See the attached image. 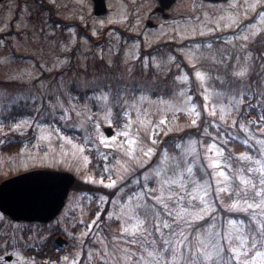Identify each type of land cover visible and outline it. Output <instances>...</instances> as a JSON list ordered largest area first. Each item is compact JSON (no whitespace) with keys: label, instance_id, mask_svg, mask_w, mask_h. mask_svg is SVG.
Here are the masks:
<instances>
[{"label":"rangeland","instance_id":"rangeland-1","mask_svg":"<svg viewBox=\"0 0 264 264\" xmlns=\"http://www.w3.org/2000/svg\"><path fill=\"white\" fill-rule=\"evenodd\" d=\"M107 3L108 13L96 16L92 0L0 1V120L8 124L10 121L4 117L11 115L17 120L34 121L25 126L23 132H9L5 128L7 135L0 133V181L32 168L51 167L68 170L82 182L92 183L84 180V176L96 179L103 176L107 182L104 164L114 165L117 160L124 161L127 157L119 148L105 147L100 139H125L122 133L126 130L128 117L123 115V111H129L132 117V134L139 131L140 140L153 146L149 139L151 127L137 121L136 109L139 108L141 119L158 123L161 116L166 115L169 121L168 125L156 129L157 151L145 168L151 169L161 163V149H168L169 155L179 160L188 141H196L198 163H193L192 156L186 157L187 163H193L196 180L210 179L217 220L226 226L230 217L244 220L247 225L250 213H230L220 201L223 200L224 204L235 199L259 202L251 189L247 194L241 193L240 197L235 190L241 187L238 179L240 169L252 178L257 187L260 186L261 174L247 172L248 167H255L254 161L240 159L238 154L248 153L255 159L261 158L260 145L252 135L261 138L257 129L264 128V125H247L252 130L251 134L244 133L238 125L232 128L230 119H219V106L228 105L230 97L241 93L247 104L251 102L259 106L257 102L264 99L258 94L264 92V56L257 51L258 46H264V0H229L219 4L179 0L172 10L177 18L171 20L155 16L158 0H107ZM253 4L255 7H251ZM55 15L62 22L71 24L58 23ZM149 18L159 23L158 26L149 27L146 23ZM81 26L87 34L80 33L83 30ZM241 69H246L244 75H236ZM198 71L204 74L203 79L196 76ZM184 76L188 79H182ZM105 92L109 97L107 101L100 99ZM209 94L210 99L206 101L205 95ZM141 96L146 99L141 101ZM57 98L64 102L65 108L72 106V110L68 113L59 109L51 112V104ZM206 103L209 107H204ZM192 104L196 105L199 118L185 110ZM212 104L217 106L215 117L210 114ZM243 105L241 114L242 110H250L247 105L243 109ZM108 108L112 109L108 116L111 124L105 118ZM175 108L180 111H175ZM260 110L264 115V109ZM61 115H68L70 119H61ZM232 115L235 118V114ZM251 117L241 115L240 119L246 122ZM193 119H197L195 125L191 123ZM257 119L254 117L252 120ZM97 123L99 129L95 126ZM40 125L49 126V130L59 128L76 144L85 143L84 137L90 136L94 146H87L83 154L74 155L72 145L60 139L55 132L50 139L41 140ZM107 126L114 129L112 136L106 134L104 129ZM186 130H195L197 134L183 137ZM235 137L242 142L247 139L250 148L239 151L232 143ZM18 139L23 142L17 150L10 152L4 149L7 143ZM213 141L224 149L221 167L232 178V191H225L219 197H215L213 170L201 167L208 164L206 146ZM110 142V139L105 141ZM175 145L180 147L175 149ZM45 153L48 158L44 164L31 159ZM53 153L56 166L50 159ZM84 156L88 159L85 160ZM141 159L144 158L141 156ZM228 163H231V168L227 167ZM181 166H184L183 162ZM132 167L143 171L135 163ZM185 176L187 178V174ZM150 186L156 185L151 183ZM194 186L190 185L188 191ZM173 190H177L175 186ZM100 195L108 194L73 190L61 212L66 211L67 214L55 228H49V225L57 218L46 225H32L16 222L0 211L4 217L0 220V257L12 255L13 259L7 264H13L19 252L23 257L20 264L33 261L35 264H72L73 260L77 264H89L87 252L99 249L101 244L96 236H80L85 231V224L80 220L91 222L101 207L96 203ZM102 207L112 210L111 203ZM250 211L259 212L258 209ZM101 219L105 224L100 225V229L102 226L107 229L98 235L107 237L120 227L115 218L108 221L106 211L101 212ZM24 230L31 231L27 238ZM53 232H63L70 242L68 250L59 259L44 261L25 250L28 244L42 245ZM130 247L138 250L136 245ZM92 264L105 262L94 259Z\"/></svg>","mask_w":264,"mask_h":264},{"label":"snow or ice","instance_id":"snow-or-ice-1","mask_svg":"<svg viewBox=\"0 0 264 264\" xmlns=\"http://www.w3.org/2000/svg\"><path fill=\"white\" fill-rule=\"evenodd\" d=\"M251 7H255V4ZM262 20H264V16H262ZM244 39H247V36ZM245 71L246 69H241L236 75L243 76ZM196 76L204 78V74L199 71ZM182 79L187 80L188 77L184 76ZM258 94L264 98V92ZM210 95H205L206 101L210 99ZM108 98L106 92L102 93L100 97L105 101ZM144 99L146 97H140L141 101ZM125 103L128 102L125 101ZM257 103L261 109H264V99ZM243 104H245V100L242 93L230 97L228 105L219 106V119L221 121L230 119L232 128H236L238 125L244 133L251 134L252 130L247 125H264V115H259L257 120L248 119L246 122L241 120L240 109ZM247 106L253 109L256 107L251 102H248ZM204 107H209V104L206 103ZM211 107L210 114L215 117L217 106L212 104ZM58 109L68 113L72 110V106L65 108L64 102L57 98L55 103L51 104L50 111L55 113ZM36 110L40 111V109ZM169 110L172 109H166V111ZM174 110L180 111L179 108ZM185 110L191 111L197 118L200 116V113L196 111L195 104ZM111 112L112 109L108 108L106 119ZM232 114H235V118ZM123 115L128 117V123L125 125L126 130L122 133L125 139L118 141L117 137H102L100 143H104L105 147L119 148L127 159L117 160L114 165L104 164V172L108 176L107 182L103 176L99 179L92 176L83 177L84 180L103 185L107 189L119 188V192L115 196L111 193L99 196L96 203L101 207L90 223L83 219L80 220V223L85 224V231L81 232L80 236H96L101 244L99 249H90L87 252L89 264H92L94 259L104 261L105 264H264V128L257 129L261 138L257 139L256 135H252V139L260 145L258 151L261 153V158L255 159L248 153L238 154L240 159L254 161L255 167H248L247 172L261 174L260 186L257 187L252 178L244 175V170L240 169L238 179L241 182V187L235 190L237 197H240L241 193L247 194L251 189L259 198V202L235 199L230 204H224L221 200L220 203L230 213L237 211L250 213L251 216L247 225L244 220L229 217L225 226L223 221L217 220L215 214V198L212 196L213 186L210 179L201 182L194 177L193 163H198L199 156L197 148L194 146L197 142L190 139L188 146L184 148V155L179 160L170 156L168 149H161V163L154 168L146 169L145 164L157 151L155 147L157 145L156 129L168 125V118L166 115H162L158 123H152L150 120L141 119L140 109H136L139 124L151 127L149 139L153 146L150 147L140 140L139 131L135 135L130 131L133 121L129 111H123ZM4 119L10 121L5 124L3 120H0V133L4 135H7L4 133L5 128L9 132H23L25 126H30L34 122L27 119L17 120L15 116L11 115ZM61 119L69 120L70 116L61 115ZM108 123L111 124L112 120L108 119ZM191 123L195 125L197 119H193ZM95 126L99 129L98 123ZM40 128L41 140L50 139L55 132L60 139L72 145L74 155L83 154L87 146H94L90 136L84 137L85 143L76 144L59 128L49 130L47 125H40ZM171 130L169 128V131ZM109 139L111 142L105 143ZM248 142L247 139L244 140L245 144ZM176 147H180V145H176ZM206 148L205 158L208 164L201 165V167L213 170V175L216 177L215 197H219L225 191H232L230 186L232 178L225 172L224 167H221L224 163L221 159L224 149L220 148L216 141L207 145ZM141 156L144 159H141ZM187 156L193 157V163H187ZM46 158H48L47 153L43 156L37 154L31 157L32 160L39 161L41 164L45 163ZM50 159L52 165L56 166L55 153ZM84 159L87 160L88 157L84 156ZM104 159L107 161L108 157L105 156ZM182 162L183 167L181 166ZM133 163L143 171L133 168ZM227 167L231 168V163H228ZM185 174H187V178ZM36 176L38 179L27 181L20 186L18 196L24 201H43L54 198L59 190L61 178L48 173H40ZM151 183L156 186H150ZM222 184L223 187H221ZM190 185L195 186L191 191H188ZM173 186L177 189L176 191L173 190ZM106 203H111L112 210L108 211L102 207ZM254 209H258L259 212L250 211ZM105 211L108 221L115 218L120 224V227L107 237L98 235L102 231L100 225L105 224V220L101 219V212ZM66 214V211L61 213L56 221L49 225V228L59 226ZM3 219V214H0V220ZM130 245H136L138 250H133ZM16 255L17 260L13 264H20L23 257L19 252ZM65 259L67 258L65 257ZM0 264H7V260L0 257ZM31 264H35V262H31ZM72 264H77V261L73 260Z\"/></svg>","mask_w":264,"mask_h":264},{"label":"water","instance_id":"water-1","mask_svg":"<svg viewBox=\"0 0 264 264\" xmlns=\"http://www.w3.org/2000/svg\"><path fill=\"white\" fill-rule=\"evenodd\" d=\"M176 0H159V6L155 11L165 12ZM219 1V0H208ZM95 15H103L107 12L106 0H93ZM168 16V14H165ZM149 26L154 23L151 20L147 21ZM105 131L108 136L114 132L112 127H106ZM40 173L54 174L61 178L60 187L55 197L43 201H24L18 196V191L21 185L27 181L38 179L36 176ZM76 181V176L66 170H57L52 168H34L19 174L13 175L4 179L0 183V210L6 215L10 216L16 221H29V222H49L53 220L63 209L66 199L69 196L71 188ZM62 244L65 240L62 237L56 240ZM8 256L7 259H11Z\"/></svg>","mask_w":264,"mask_h":264},{"label":"trees","instance_id":"trees-1","mask_svg":"<svg viewBox=\"0 0 264 264\" xmlns=\"http://www.w3.org/2000/svg\"><path fill=\"white\" fill-rule=\"evenodd\" d=\"M80 28L84 30L83 27H80ZM263 47L264 46H262V47L258 46L257 47L258 54L259 55H262V56H264L263 55ZM263 59H264V57H263ZM246 105H247V102H245V104L243 105V109H246ZM241 115L244 118H247V117L250 118L251 116H252L251 117L252 119H254V117L259 118V115H262V110H260L259 106H256L254 109L253 108H250L249 112H246V111L242 110V114ZM252 126L254 127L255 125H252ZM186 134L187 135H189V134H197V132L195 130H193V131L186 130V131H184L183 137ZM183 137L181 139H183ZM232 141H233L232 143L237 146V149L239 151L242 150V149H249L250 148L249 144L248 143L247 144H244L240 140V138L235 137V138H233ZM21 143H22V141L14 140V141H12L10 143H7L4 146V149H8V151L13 152L14 150H17L21 146ZM174 148L177 149L176 145L174 146ZM74 190H78V191H81V192H104V193H107L108 195L111 193L114 196L118 192L119 188H117L115 190H113V189H106L103 186L94 185V184L88 183V182H82V181H80V180L77 179V181L75 183V186H74ZM206 220H207V218H206ZM106 229L107 228L105 226H102V230L103 231H105ZM29 233H31L30 230H24V235L26 236V238H27V236H28ZM41 234H42V232L39 233L38 237ZM57 235H59L58 232H53L52 234H50L45 239V241H44L45 246H43L40 249H31L28 252L30 254H33L34 253V254L38 255V257L41 258V259H46L49 256V254H51V256H50L51 259H57V258H59L61 254H60V252H58L56 250L57 245L55 243V238H56Z\"/></svg>","mask_w":264,"mask_h":264},{"label":"flooded vegetation","instance_id":"flooded-vegetation-1","mask_svg":"<svg viewBox=\"0 0 264 264\" xmlns=\"http://www.w3.org/2000/svg\"><path fill=\"white\" fill-rule=\"evenodd\" d=\"M178 1L179 0H177V2ZM177 2L175 4H177ZM224 2H228V0H222V1H217V2H207V3L219 4V3H224ZM175 4L173 6H175ZM173 6L168 9V12H169L170 15L166 19H170L171 20V19H176L177 18V16L172 13ZM154 14H155V16H162V17L164 16L163 13H160V12H155ZM158 24L155 23V25L153 27H156V25L158 26Z\"/></svg>","mask_w":264,"mask_h":264}]
</instances>
